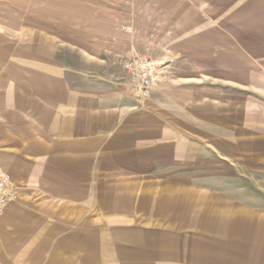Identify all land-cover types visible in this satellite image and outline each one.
<instances>
[{"label":"crops","instance_id":"0c3cea01","mask_svg":"<svg viewBox=\"0 0 264 264\" xmlns=\"http://www.w3.org/2000/svg\"><path fill=\"white\" fill-rule=\"evenodd\" d=\"M205 1L139 2L142 18L157 6L148 21L171 5L161 20L173 18L179 54L175 81L142 102L109 70L110 16L62 18L59 36L62 5L0 9V168L17 192L0 264H264V157L249 111L236 115L231 42L202 19Z\"/></svg>","mask_w":264,"mask_h":264},{"label":"rangeland","instance_id":"374dc122","mask_svg":"<svg viewBox=\"0 0 264 264\" xmlns=\"http://www.w3.org/2000/svg\"><path fill=\"white\" fill-rule=\"evenodd\" d=\"M93 1H100V4H95V6ZM140 1L114 0L111 3L112 7L108 9L105 0H0V9H7L12 5L20 7L42 4H52L56 7L62 5L67 8V11L51 14L56 24L54 33L58 35L62 29L60 27L63 23L62 18L68 17L70 22H82L84 19L86 21V19L96 18V13L101 12L104 16L111 17L110 33H112L115 43H119V54L112 58L113 65L109 69L110 72L116 74L120 71L121 64L126 58L137 56L164 64L165 77L162 82L172 78V81H175V76L171 75L176 73L174 65L176 56L179 55H176L174 51L173 37L175 36L173 34L176 29H173V18L169 22L161 20V16H172L171 5H159V8L164 11L159 14L157 20L148 21V18L155 17L157 6L149 5L148 18L146 16L142 18L140 9L143 8L140 6ZM152 1L154 2V0H147L149 3ZM194 5L199 8L198 3H194ZM205 10V13H201V17L210 24L208 26L215 30L222 27L225 32H228L233 58L231 83L234 88L233 100L236 115L243 108L249 111L244 115L245 118L251 120L249 134L254 138V143L249 145L254 150V156L264 157V0L205 1ZM145 31L148 34L143 36ZM6 34V39L12 38L10 36L12 32L9 31ZM1 38L2 36H0ZM236 45L241 46L238 51H236ZM13 48H8V54L13 53ZM243 61H247L248 70L246 73L243 69H235L239 62L240 65H243ZM168 65L170 67H167ZM162 82L157 85L152 94L159 90ZM262 160L264 159L255 158L253 166L263 167ZM263 179L257 176V183ZM262 195L258 193V198H262Z\"/></svg>","mask_w":264,"mask_h":264},{"label":"built area","instance_id":"2783aa9c","mask_svg":"<svg viewBox=\"0 0 264 264\" xmlns=\"http://www.w3.org/2000/svg\"><path fill=\"white\" fill-rule=\"evenodd\" d=\"M122 71L129 78L130 94L136 102L149 98L165 77L164 64L149 58L131 56L122 62ZM17 199L15 185L0 168V216Z\"/></svg>","mask_w":264,"mask_h":264}]
</instances>
